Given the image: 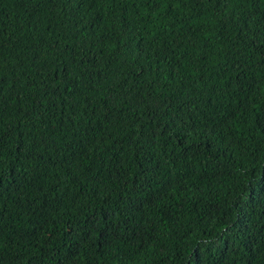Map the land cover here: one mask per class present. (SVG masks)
<instances>
[{"label": "trees", "instance_id": "trees-1", "mask_svg": "<svg viewBox=\"0 0 264 264\" xmlns=\"http://www.w3.org/2000/svg\"><path fill=\"white\" fill-rule=\"evenodd\" d=\"M0 264H264V0H0Z\"/></svg>", "mask_w": 264, "mask_h": 264}]
</instances>
